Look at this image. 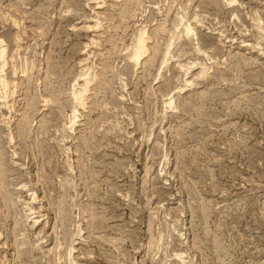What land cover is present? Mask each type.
<instances>
[{
  "label": "rangeland",
  "instance_id": "obj_1",
  "mask_svg": "<svg viewBox=\"0 0 264 264\" xmlns=\"http://www.w3.org/2000/svg\"><path fill=\"white\" fill-rule=\"evenodd\" d=\"M1 52L0 264H264V0H0Z\"/></svg>",
  "mask_w": 264,
  "mask_h": 264
},
{
  "label": "bare ground",
  "instance_id": "obj_2",
  "mask_svg": "<svg viewBox=\"0 0 264 264\" xmlns=\"http://www.w3.org/2000/svg\"><path fill=\"white\" fill-rule=\"evenodd\" d=\"M142 38V37H141ZM139 39V41L137 42L138 44H136L137 45V47H135L136 48V51H134L135 53H134V57H133V59H135V62L137 61V59L140 57V55L142 56L143 55V52L145 51L143 48H144V46H143V40L142 39ZM144 50V51H143ZM1 55H0V57L2 56V52L0 53ZM132 55V54H131ZM130 55V56H131ZM132 57V56H131ZM134 61V60H133ZM1 79V78H0ZM4 84H6L5 82H4ZM4 86V85H3ZM82 86V85H81ZM85 88H87V87H85ZM85 90V89H84ZM82 95V94H81ZM75 97H77V96H75ZM78 100L77 101H79L81 98H82V96L80 97V99H79V95H78ZM80 102H81V100H80ZM80 104V103H79Z\"/></svg>",
  "mask_w": 264,
  "mask_h": 264
}]
</instances>
